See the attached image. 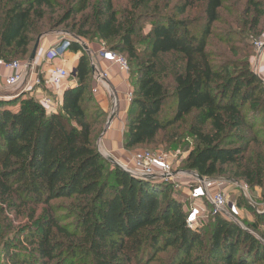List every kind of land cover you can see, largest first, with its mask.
<instances>
[{
    "label": "trees",
    "instance_id": "obj_1",
    "mask_svg": "<svg viewBox=\"0 0 264 264\" xmlns=\"http://www.w3.org/2000/svg\"><path fill=\"white\" fill-rule=\"evenodd\" d=\"M72 1L80 4L72 14L89 8L90 0ZM151 1L134 0V6ZM184 1L176 6L179 14L204 1L206 31L194 33L188 18L157 14L148 34L153 61L140 62L134 43L137 22L134 17L120 21L113 0H102L95 17L87 16L72 31L86 37L84 28L90 24L104 41L119 38L109 49L125 52L138 63L132 73L126 148L150 144L161 131L194 114L192 134L201 147L191 153L188 168L211 177L224 166L236 165L234 174L253 183L255 169L243 163L250 144L238 145L236 137L242 129L254 131L264 120V84L251 64L254 44V52L242 60L216 59L207 48L208 39L225 0ZM51 5L52 0H0V59L12 62L10 55L31 54ZM251 12L256 31L264 18V0H247L246 16ZM72 14L67 13L64 22ZM71 48L83 54L59 110L48 111L27 92L0 98V199L8 206L34 208L30 222L6 241L5 264H155L158 254L169 248L173 254L167 264H264V236L216 214L206 234L201 227L191 228L169 183L109 168L94 136L102 114L92 93L91 59L77 43ZM171 53L183 64L172 72V93L162 81L167 72L161 74L155 61ZM170 98L176 108L173 117L165 119L162 113ZM63 198L73 201L67 214L74 221L68 225L52 204ZM41 205L45 212L36 219ZM254 212L258 221L253 226L259 230L264 213ZM24 231L38 254L33 260L23 256Z\"/></svg>",
    "mask_w": 264,
    "mask_h": 264
},
{
    "label": "rangeland",
    "instance_id": "obj_2",
    "mask_svg": "<svg viewBox=\"0 0 264 264\" xmlns=\"http://www.w3.org/2000/svg\"><path fill=\"white\" fill-rule=\"evenodd\" d=\"M102 0H90L89 8L86 11L72 14V9L77 10L80 7L78 2L72 0H52V5L46 8V18L44 20L45 28H43L42 34L55 32L60 34L64 40L69 42V46L77 43L83 50L84 45H91L93 43H100L103 41L106 47L112 48L113 43H117L120 39H116L113 43L111 41H104L96 35L94 29L90 24L86 25L84 31L88 33L86 37H79L73 32V27H80L83 20L87 16L95 17L94 11L100 7ZM184 0H153L147 5L135 7L134 0H113L114 8L118 13V19L124 21L127 18H132L137 22L136 34L134 36V43L137 47L138 56L140 62L153 61L155 57L151 55V42L148 38V34L153 27V19L157 14L174 15L177 18H188L192 22V30L194 33L202 34L206 31L208 25L205 16V3L204 1H195L193 6L187 9L185 14H179V8L176 6L183 5ZM247 7V0H225L224 8L221 9L220 21L214 23L211 27V35L208 39V50L211 51L216 59H227L229 61L242 60L244 54L248 52H254L253 44L255 39L264 30V18H262L261 26L258 30H253L250 22L253 18V12L248 16L245 14ZM74 12V11H73ZM67 13H71L72 16L66 19ZM76 36L77 38H75ZM90 48V47H89ZM89 52L90 51H86ZM127 57L130 61V73L132 74L138 69L137 62L129 57L125 52L119 51ZM64 55V54H63ZM29 56L23 57L21 55H10L11 60L19 61L20 63L27 64ZM225 58H221V57ZM159 66V72L164 74L167 72V76H163L162 81L172 93L174 90V77L172 72L179 69L183 64L177 54H164L155 59ZM33 96V95H32ZM176 108V102L174 98H170L165 103L162 117L167 119L173 117ZM96 113H100L96 110ZM194 114L188 116L186 120L179 122L169 129L161 131L156 139L150 143L142 145L140 150H149L152 152H161L173 155L175 157V171H187L190 170L187 166V160L191 153L195 152L201 147L200 141L192 134V125H194ZM101 130V125L97 127V132ZM256 139L252 141V139ZM238 145H245L249 143L248 152L245 154L246 158L243 160L245 166L254 167L255 173L253 175L254 182L250 183L249 180L243 176H237L234 173L237 171L236 165H227L222 167L223 172L211 178L238 180L250 187V198L254 203H260L262 201V195H264V120H261L254 131L242 129L238 132L236 137ZM251 140V141H250ZM105 159L109 162V168H115L108 156ZM130 164V163H129ZM207 177V176H205ZM209 177V176H208ZM258 179L261 181L259 184ZM177 184L169 187L171 195L176 197L183 203L185 210L189 209L194 203L200 208L205 210L204 217L201 218L200 225L201 231L207 233L209 226L212 223V218L215 216L214 209L210 202H207L201 194L194 199L187 192L189 188H196V184L193 181L188 180L182 176L177 180ZM230 199L236 201L239 208V222L242 228L254 233L256 235L264 236V226L261 224L260 229L257 230L253 226L258 221V216L254 212L253 207L249 201L245 200L239 188H230ZM20 203H16L15 206H8L0 199V264H5V252L4 245L9 238H13L16 231L30 222L31 215H33L32 206H20ZM52 204L56 206V215H63L62 224H71L74 218H70L67 214L70 212L73 201L70 199H57L52 201ZM46 206L41 205L37 208L35 218H39L44 214ZM28 232L24 231V234L20 239H24V243L21 244V249L24 251L23 256H28L33 260L38 254L35 252V246L27 240ZM16 238L14 243H18ZM173 249L169 248L167 252H161L158 254V260L155 264H167L172 256ZM203 253V250H200Z\"/></svg>",
    "mask_w": 264,
    "mask_h": 264
},
{
    "label": "built area",
    "instance_id": "obj_3",
    "mask_svg": "<svg viewBox=\"0 0 264 264\" xmlns=\"http://www.w3.org/2000/svg\"><path fill=\"white\" fill-rule=\"evenodd\" d=\"M65 43H61L53 46L46 55L48 60H54L63 56L65 50L70 49L69 42L64 40ZM255 53L252 57V68L258 78L264 84V67L262 61H264V30L257 39L254 41ZM90 51V48H89ZM109 51V56L114 65L118 66L121 71L130 72V65L128 59L115 51ZM89 53V52H88ZM0 64L14 70L16 73L6 80L8 87L14 88L19 86L25 80V70L29 68V63L23 64L19 61L6 62L0 59ZM92 67H94V74H96L100 82L108 79L107 72L100 71L97 66L91 61ZM76 72L65 66H53L50 70V83L54 89V94L38 95L36 99L42 104L48 111H57L62 105L61 94L64 91L65 82L75 77ZM133 93H130V99H132ZM114 105H117V100H114ZM175 157L167 153L152 152L149 150H140L134 154L131 163L125 166L130 172L137 175H143L146 173H154L163 178V181L167 182L171 186L177 184V180L182 176L188 178L196 184V188L191 189L190 196L194 199L199 194L207 201L210 202L216 215L240 224L239 222V208L236 201L230 199V188H239L243 197L250 202L254 211L258 213H264V195H262V201L260 203L252 202L250 198V187L238 180L217 179L211 177L201 178V174L195 170H183L175 171ZM187 212V223L191 228L199 227L201 218L204 217L205 210L200 208L194 203ZM264 226V224H263Z\"/></svg>",
    "mask_w": 264,
    "mask_h": 264
},
{
    "label": "crops",
    "instance_id": "obj_4",
    "mask_svg": "<svg viewBox=\"0 0 264 264\" xmlns=\"http://www.w3.org/2000/svg\"><path fill=\"white\" fill-rule=\"evenodd\" d=\"M64 45L65 41L60 34L50 32L49 35L43 38L35 63L32 67L25 70V80L19 86L11 88L6 85V80L16 72L3 64H0V98L9 99L18 94L27 92L29 95L37 97L43 94H54V89L50 83V70L53 66H65L70 70L77 68L80 58L83 54L82 50L67 49L64 55L54 60L46 58L47 52L56 44ZM88 53L91 61L97 66L100 71L107 72L108 79L105 83L100 82L94 74L90 76L92 93L95 101L101 109L100 125L101 130L95 132V139L101 154L105 157H111L124 167L131 163L134 154L140 151L142 145L126 148L124 143V134L128 122V115L131 106L130 93L133 92L134 86L132 83V74L130 72L121 71L120 68L113 64L109 56L110 50L106 44L93 43ZM83 48V47H82ZM264 67V61H262ZM74 78L65 82V89L73 84ZM63 93L61 101L63 102ZM117 100V105H114V100ZM114 113L113 120L108 126V121ZM99 125V126H100ZM190 194L191 189H186Z\"/></svg>",
    "mask_w": 264,
    "mask_h": 264
},
{
    "label": "water",
    "instance_id": "obj_5",
    "mask_svg": "<svg viewBox=\"0 0 264 264\" xmlns=\"http://www.w3.org/2000/svg\"><path fill=\"white\" fill-rule=\"evenodd\" d=\"M47 35H49V33H44V34H41L37 37L36 39V42H35V45L32 49V52L30 54V57H29V67H32L33 64L35 63L36 61V58H37V55H38V51L40 49V46H41V43L43 41V38L46 37ZM75 38H77L76 36H74ZM84 48H85V51H89V46L88 45H84ZM76 69L75 68L73 70V72L75 73L76 72ZM114 113L112 115V117L110 118V120L108 121V126L111 124L112 120H113V117H114ZM110 161L113 163V165L116 167V168H120L124 171H126L127 173H129L130 175L134 176V177H138L139 178V175L133 173V172H130L126 167H124L123 165H121L120 163H118L116 160H114L113 158L109 157ZM140 178L142 179H147V180H153V181H163V178L154 174V173H146V174H143V175H140ZM201 178H203V176H201Z\"/></svg>",
    "mask_w": 264,
    "mask_h": 264
}]
</instances>
